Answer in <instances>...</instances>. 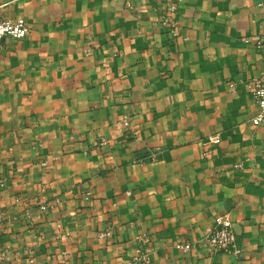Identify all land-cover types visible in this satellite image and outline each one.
Returning <instances> with one entry per match:
<instances>
[{"label": "crops", "instance_id": "0c3cea01", "mask_svg": "<svg viewBox=\"0 0 264 264\" xmlns=\"http://www.w3.org/2000/svg\"><path fill=\"white\" fill-rule=\"evenodd\" d=\"M19 16L26 36L0 40V264H127L144 232L148 264H264V0H0ZM225 213L240 252L203 239Z\"/></svg>", "mask_w": 264, "mask_h": 264}, {"label": "built area", "instance_id": "2783aa9c", "mask_svg": "<svg viewBox=\"0 0 264 264\" xmlns=\"http://www.w3.org/2000/svg\"><path fill=\"white\" fill-rule=\"evenodd\" d=\"M30 27L26 18L19 16L17 18L0 17V40L4 36L13 38H22L26 36ZM256 46L262 48L264 46V36L256 38ZM251 90L258 103V109L252 117V122L256 125L264 124V75L255 78L251 85ZM210 141H218V136L213 135L209 138ZM4 181L0 179V185ZM59 199L56 198L55 202ZM53 204V203H52ZM51 205V203L49 204ZM48 204H41V209L45 210L49 207ZM100 236L109 237L112 231L108 229L101 230ZM214 250L224 251L228 253L240 252L241 248L238 243V232L234 222L228 213L217 215L214 226L205 234L203 238ZM183 249L190 248L191 243L186 242L179 244ZM152 250V237L149 233H142L139 236V242L134 253L128 259L127 264H148L150 262L149 253Z\"/></svg>", "mask_w": 264, "mask_h": 264}, {"label": "water", "instance_id": "95a60500", "mask_svg": "<svg viewBox=\"0 0 264 264\" xmlns=\"http://www.w3.org/2000/svg\"><path fill=\"white\" fill-rule=\"evenodd\" d=\"M235 228H236V226H235ZM237 230V229H236ZM237 232H238V230H237Z\"/></svg>", "mask_w": 264, "mask_h": 264}]
</instances>
